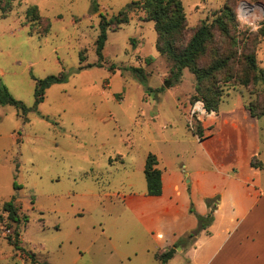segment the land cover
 <instances>
[{"label": "rangeland", "instance_id": "1", "mask_svg": "<svg viewBox=\"0 0 264 264\" xmlns=\"http://www.w3.org/2000/svg\"><path fill=\"white\" fill-rule=\"evenodd\" d=\"M132 1L0 0V89L6 87L31 107L24 112L0 104V264H157L159 250L170 247L176 254L167 264H188L199 236L190 237L189 231L175 241L164 237L181 227L170 217L172 205L161 206L148 194L144 168L151 152L175 182L190 173L192 181H184L186 193L176 202L188 200L193 230L198 216L210 213L198 209L204 195L210 207L206 198L216 200L223 193L225 213L232 203L242 205L251 184L264 190V168H253L248 154L236 165L232 155L234 126L250 133L251 121L259 120L264 127V115L254 118L247 108L260 113L264 107L259 73L264 70V0H182L187 26L175 38L182 48L204 20L211 24L198 64L223 63L203 88L221 95L217 124L223 148L217 157L224 165L232 163L226 172L247 179L244 186L228 174L205 176L208 180L195 185L196 171L211 165L194 133L197 123L192 127L188 119L196 75L184 68L178 80L172 76L174 61L157 50L155 22L144 11L110 26L103 65H96L100 14L111 19ZM34 4L44 17L41 24L26 15ZM5 6L10 11L3 14ZM48 21L50 30L39 34ZM251 56L257 69L248 62ZM131 66L142 67L146 80L137 78ZM62 73L66 79L48 87L36 104L37 80ZM256 138L259 149L253 155L264 161V129L258 137L254 132L250 139L244 136L243 144L250 149ZM12 198L19 207L18 224L4 210ZM211 205L214 220L217 203ZM16 229L24 250L7 239L15 238ZM232 256L237 258L235 251Z\"/></svg>", "mask_w": 264, "mask_h": 264}, {"label": "trees", "instance_id": "2", "mask_svg": "<svg viewBox=\"0 0 264 264\" xmlns=\"http://www.w3.org/2000/svg\"><path fill=\"white\" fill-rule=\"evenodd\" d=\"M3 14H6L10 9L5 6L1 7ZM9 10V11H7ZM135 11H144L146 13L147 20H153L155 22V30L157 32V43L156 48L160 53L168 54L174 61L172 68V76L179 79L182 75L184 68H189L195 75L197 79L196 93L192 96L190 105L197 99L203 100L207 109H214L218 111L219 105L222 101L221 95H219L213 87L203 88V82L207 79H212L216 75L215 70L223 64L222 62H214L207 68H200L198 64L199 54L204 50L206 42L211 37V24H208L205 20L202 22L201 26L196 30L188 43L180 48L176 45V37L186 29L187 19L186 12L182 0H134L129 3L125 8L121 9L118 14H116L111 19L101 13V21L99 23V35L96 39V52L99 57V61L96 63L97 66L103 65L104 60V47L108 38V29L113 24L121 25L123 23H128L130 20V14ZM229 14V12H226ZM27 17H34L37 23H42L44 17L39 11L38 5H31L26 10ZM218 25L222 30H228V26L220 18L216 19ZM51 23L48 21L46 27L39 32L46 33L50 30ZM261 34L264 35V23L261 28ZM83 59V57H82ZM250 66L257 69L256 58L251 56L248 59ZM114 65L110 66L113 70ZM137 78L141 81L146 80V74L142 67L131 66L128 67ZM260 79L264 81V70H259ZM66 79L65 74L60 75H50L44 79L37 80L35 86V98L36 104H39L43 100L44 91L54 83L62 82ZM0 104H10L16 108L22 109L24 112H29L31 107L27 106L22 100L15 98L11 92L6 88L2 87L0 89ZM250 113L255 117H261L264 115V107L261 109L260 113L254 111L252 106H247ZM197 129L194 133L200 134L202 136L203 128L201 122L196 125ZM258 162V163H257ZM252 166L263 167V163L257 160V156L252 158ZM144 173L147 182L148 194L152 196H159L163 192V170L159 167V159L155 153H149L146 159ZM210 203V213L207 216H198L199 225L198 228L191 231L190 237L198 235V233L206 228L211 221H213V209L215 206L211 205L214 200H207ZM4 210L8 212L9 219L16 224L21 220L19 215V207L15 204L14 199L7 201L4 204ZM15 238L13 235H7L9 242L17 249L24 250L22 246L19 245V231L16 229L14 231ZM176 250L174 247L164 249L157 254L158 263L157 264H167L171 258L174 257ZM50 264V263H49Z\"/></svg>", "mask_w": 264, "mask_h": 264}, {"label": "crops", "instance_id": "3", "mask_svg": "<svg viewBox=\"0 0 264 264\" xmlns=\"http://www.w3.org/2000/svg\"><path fill=\"white\" fill-rule=\"evenodd\" d=\"M189 104V102H188ZM188 106L185 104V107ZM187 109V107H186ZM190 112V111H189ZM250 115L255 117L251 113ZM189 119V115H188ZM219 114L217 112L216 118H207L201 122L203 128L202 136L196 134L198 141L204 146L203 149L210 160L205 170L196 171L198 180H195V185L199 184V179L208 180L205 176H210L213 179L219 177H225L228 174L230 181L236 180L241 185H249L247 179L238 178L232 175V172H226L230 169L232 163L224 165L217 157L221 154L222 150V132L220 126L217 124ZM251 130H254L255 137H258V133L262 132L264 127L259 120H252L250 123ZM253 132L245 133V129H241L238 126H234L233 133L235 137H232V155L236 165L242 161L245 154H248L250 158V165L252 166V158L257 155H253L259 149L258 140L254 141V145L250 146V149L243 144V137L248 136L250 139ZM216 143H219V147H216ZM260 154V152H259ZM157 155V154H156ZM160 163V158L157 156ZM263 163L264 161L259 159ZM160 165V164H159ZM253 168H258L254 167ZM261 168V167H260ZM163 170V169H162ZM236 173V171L234 172ZM190 173H185L187 177L184 181L190 183L192 180L188 177ZM204 175V176H199ZM163 192L159 196L149 195L151 198H155L159 201L161 206L169 207L171 204L170 217L173 218V222L178 225V230H169L164 237H173L174 241L180 238L184 233L191 232V227L195 224V219L188 213V200L185 199L181 205H178L177 198L181 192L186 193L185 183L181 178L178 182H175L168 173L163 171ZM251 189L247 194L242 196V205L235 208L232 200L228 201L231 204V210L225 213H221L222 206L225 203L226 197L222 193V196L214 200L217 203L215 219L212 222L208 231H200L196 244L191 246L192 252H196L194 256H189L187 259L188 264H192L194 260H197V264H232V260H235V264H264V190L258 192L255 188L256 185L251 184ZM253 190L256 192H253ZM206 195L197 202L198 209L202 214H207L211 207L206 205L204 201ZM208 198H206L207 201ZM185 204V205H184ZM193 228V227H192ZM164 250V249H163ZM159 250V252H161ZM232 251L236 252L237 258L232 256ZM158 252V253H159ZM157 253V254H158ZM176 254V253H175ZM175 256V255H174ZM228 258L227 263L225 258ZM175 257H173L174 259ZM171 260V259H170ZM219 260V261H218Z\"/></svg>", "mask_w": 264, "mask_h": 264}, {"label": "built area", "instance_id": "4", "mask_svg": "<svg viewBox=\"0 0 264 264\" xmlns=\"http://www.w3.org/2000/svg\"><path fill=\"white\" fill-rule=\"evenodd\" d=\"M217 111L214 109H207L203 100L197 99L191 105L189 112V124L193 127V122H202L207 118H216Z\"/></svg>", "mask_w": 264, "mask_h": 264}, {"label": "bare ground", "instance_id": "5", "mask_svg": "<svg viewBox=\"0 0 264 264\" xmlns=\"http://www.w3.org/2000/svg\"><path fill=\"white\" fill-rule=\"evenodd\" d=\"M247 8H248V4L245 3L244 5H242V10H243V11H246ZM243 11H242V12H243Z\"/></svg>", "mask_w": 264, "mask_h": 264}]
</instances>
